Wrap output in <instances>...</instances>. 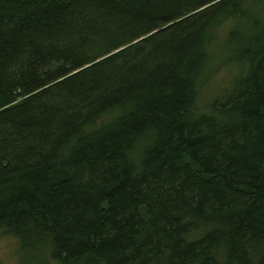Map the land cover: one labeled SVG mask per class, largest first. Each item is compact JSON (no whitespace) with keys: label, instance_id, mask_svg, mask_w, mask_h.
Wrapping results in <instances>:
<instances>
[{"label":"trees","instance_id":"16d2710c","mask_svg":"<svg viewBox=\"0 0 264 264\" xmlns=\"http://www.w3.org/2000/svg\"><path fill=\"white\" fill-rule=\"evenodd\" d=\"M0 232L31 264H264V0H0Z\"/></svg>","mask_w":264,"mask_h":264},{"label":"rangeland","instance_id":"374dc122","mask_svg":"<svg viewBox=\"0 0 264 264\" xmlns=\"http://www.w3.org/2000/svg\"><path fill=\"white\" fill-rule=\"evenodd\" d=\"M245 26L241 22L240 28ZM224 33L220 39L214 40L208 47V65L204 85L199 90L197 101L198 111L204 113L205 106H208L214 100H218L222 93L234 86L236 78V68L228 63H224V57L230 56L234 49L224 46ZM229 51V53H228ZM243 50L240 52L242 55ZM0 264H31L29 254L21 252L17 240L6 236L0 232Z\"/></svg>","mask_w":264,"mask_h":264}]
</instances>
